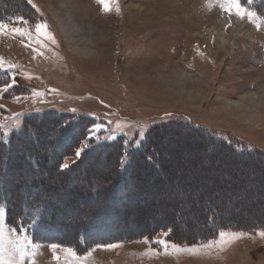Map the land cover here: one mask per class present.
Instances as JSON below:
<instances>
[{"label": "rangeland", "instance_id": "rangeland-1", "mask_svg": "<svg viewBox=\"0 0 264 264\" xmlns=\"http://www.w3.org/2000/svg\"><path fill=\"white\" fill-rule=\"evenodd\" d=\"M224 2L118 0L119 12L114 4L106 13L97 0H33L39 12L28 0H0V19L12 17V26H23L15 24L16 16L33 26L45 22L57 42L38 55L32 50L37 45L24 46L26 39L0 35V57L17 65L1 78L5 83L14 76L17 84L0 94V124L9 135L15 123L29 122L14 149L0 147L5 241L13 238L12 228L30 236L39 245L34 264H57L48 247L53 243L62 246L59 264H77L65 261L63 248L81 257L91 252L83 264H264V238L257 235L264 224L217 231L210 226L214 206L224 210L223 222L264 215V20L233 16L254 40L236 38L227 24L231 44L225 51L207 32L222 29L218 19L228 16L219 7ZM245 6L264 16V0ZM54 11L76 24L70 43ZM253 93L261 102L238 103ZM53 112L63 118L55 119ZM68 118L80 122L67 125ZM94 123L106 126L102 137L114 132L116 139H101L103 146L77 158ZM140 125L150 127L139 148H128L130 166L118 182L114 174L125 150L120 144L125 134L138 139ZM215 139L242 144L259 158H239ZM116 141L119 148L107 144ZM64 163L69 168L62 170ZM36 206L45 224L38 235L26 227L32 217H23ZM169 229L168 239L181 246L207 243L221 230L249 235L223 251L164 254L153 244L160 254L144 255L150 246L143 237L159 239ZM112 243L122 246L96 247Z\"/></svg>", "mask_w": 264, "mask_h": 264}, {"label": "snow or ice", "instance_id": "snow-or-ice-1", "mask_svg": "<svg viewBox=\"0 0 264 264\" xmlns=\"http://www.w3.org/2000/svg\"><path fill=\"white\" fill-rule=\"evenodd\" d=\"M259 0H225L224 3H220L219 7L222 11L226 12L229 16V22L228 26H231V17L236 16L239 17L241 20H243L245 17L248 18L250 22L255 23L256 21L264 20V16L258 15L257 11L251 10L246 5H252L254 3H258ZM28 3L32 5L33 8L36 9L37 12H39V8L33 4V0H28ZM97 3H99L103 10L107 12L112 11V6L114 4L117 5L116 11L119 12V6H118V0H97ZM13 21L12 17L8 18V21L0 19V35L4 36H19L22 38V40L26 39L27 43L24 45L25 47H32L33 44L37 45L38 47H33V52L37 53L38 55H43V52L40 51L41 48L47 47L48 44L55 45L56 39L53 36V34L48 30V25L45 22H36L33 25H30L29 20L24 19L23 16H16L14 18V22L17 25H23V26H12L10 23ZM257 28L260 27L259 24L256 25ZM17 65L8 63L6 64L4 59L0 57V71L8 73L12 69L16 68ZM17 84V80L13 76L10 80V82H5L3 87H0V94L8 93L11 89H13ZM33 95L36 96H42L44 93L33 91ZM14 100L17 102L20 101V96H14ZM4 105H0V109H3ZM75 112V110H73ZM20 114H14L13 117L6 119H16ZM170 116V114H169ZM111 123V122H109ZM13 127L17 130V132L20 135H23V130L21 129V126L19 123H15ZM149 125H140L139 127V138L136 139L134 142L131 140V137L128 134H125L124 139V154L121 157L120 164L121 168H123V165L128 160V148L130 146H133L136 148H139L141 145V142L145 139L146 132L149 130ZM117 128L120 129L121 132H123V127L121 125H117ZM0 129H4V136H8V130L5 125L0 124ZM106 131V126L103 123H94L88 130H87V137L86 140L82 142V145L79 149H77L75 155L77 158H80L82 152L89 147L88 141H96L97 143L101 139L105 140H115L116 135L114 132H109L105 136H101V133ZM69 164L64 163L61 165V169H68ZM24 211V210H22ZM4 214V208L0 207V216H3ZM25 215H29L26 211H24ZM32 217V222L28 224L25 222L27 228H35L38 226V223L40 219L42 218L41 210L39 206H36L33 208V211L30 213ZM19 231H24V228L22 227ZM3 229H0V264H26V259L28 261V264H34V257L36 255V249L39 248L38 244H35L33 242V239L28 235H19L17 228H12V237L5 241L2 236ZM171 229L162 232L161 238L159 239H152L150 240L147 236L143 237V243L149 245V249L147 252L144 253V255H158L160 254L158 251L153 250L151 248V245H159L160 249L163 250L164 254H169L170 252L173 253H179V252H187L190 254H196L199 253L200 250L203 249H212L217 248L221 251L224 250V248L231 243L235 242L236 240L249 235L245 232H239V231H224L221 230L218 233V237L215 239H210L207 241V243L199 242L197 244H194L192 246H181L179 244H176L172 242L168 237L170 236ZM258 236L261 238H264V231H260L257 233ZM122 245L119 243H112L107 245H97L98 248H103L105 250H113L118 247H121ZM48 247L51 249L53 253V259L59 264V261L61 259L58 249H60L62 246L58 244H50ZM27 249H33V251L30 253L27 251ZM64 252V258L67 262L68 260L75 261L77 264H83V261L88 258V256H91V252H88L85 256L81 257L74 249L72 248H63ZM7 253V256L5 255ZM14 257V258H13Z\"/></svg>", "mask_w": 264, "mask_h": 264}, {"label": "trees", "instance_id": "trees-1", "mask_svg": "<svg viewBox=\"0 0 264 264\" xmlns=\"http://www.w3.org/2000/svg\"><path fill=\"white\" fill-rule=\"evenodd\" d=\"M5 77V72H2V71H0V86H2L4 83H2V81L3 80H1V78H4ZM49 114V113H48ZM53 115L54 114H56V113H52ZM39 115V117H41V118H43L42 116H43V114H38ZM29 117V116H28ZM27 117V118H28ZM55 119H62L63 118V116L62 117H59V115L57 116V118L55 117V115L53 116ZM33 117H31V118H29L30 120L32 119ZM35 118V117H34ZM54 119V120H55ZM81 120V119H80ZM80 121H78V120H76V119H73V118H68L67 119V121H66V123H67V125H68V123H70V124H72L73 126H77L78 125V123H79ZM82 122V121H81ZM28 125H29V122H27V119H26V123H25V125H23V126H21V129L23 130V133L27 130V127H28ZM64 126H65V124H64ZM4 132V131H3ZM2 132V130L0 129V134L1 133H3ZM206 135V134H205ZM16 142H18V143H20V142H22V140L20 139V134L17 132V130L16 129H13V130H11V132L9 133V135L4 139L3 137H1V135H0V147H2V148H6V149H8V150H11V149H14V147L15 146H17L15 143ZM78 142V141H77ZM214 142H216V143H218L219 144V146H221L222 148H226V149H228V150H230L229 152H232L233 154H236V156H238L239 158H242V159H250V158H254V156L255 157H257V158H259V154H256V153H254V150H250V149H248L247 147H245V146H243L242 144H238V143H221L220 141H218V140H214ZM107 144H111V145H117V147H118V141H116V142H113V143H107ZM121 146H123L124 147V145L123 144H120ZM101 146H103V143L102 142H94V143H90L89 142V147L87 148V150H92L93 149V147L94 148H96V149H98L97 147H101ZM218 146V145H217ZM119 148V147H118ZM86 150V151H87ZM119 151H121L122 152V150H120L119 149ZM125 151V150H124ZM124 153V152H123ZM150 154V153H149ZM252 154V155H251ZM254 154V155H253ZM148 155V154H147ZM146 155V156H147ZM260 158H262V159H264V155H260ZM47 159V161H50V160H48V158H46ZM150 163V162H149ZM130 165H126V164H124L123 165V168H121V166H120V168H119V172H117L116 174H114L115 176V180H117V179H119V180H117L118 182H121L122 180L121 179H123V178H125V175H123V173L125 174L126 173V171L128 170V167H129ZM39 170V169H38ZM157 170H159L160 171V168L158 167L157 168ZM114 171V173H115V170H113ZM109 173H111V170H109L108 171V175H109ZM160 173L162 174V172L160 171ZM113 174V173H112ZM163 175V174H162ZM164 176V175H163ZM27 203H25L26 204V206H29V201L27 200L26 201ZM31 206V205H30ZM213 208V207H212ZM214 211H212L211 212V216H210V219H211V221H212V223L210 224V226H211V228H212V230L213 231H217V230H219V229H221V228H224V227H230V228H239V229H249L248 227H250V226H254V228H256V227H259V226H261L262 224H264V215H261V217L260 218H256V219H254V220H252V221H249V222H247V220H236V219H233V218H230V219H227L226 221H222L221 220V218H220V216H221V214H223L224 213V210L223 209H219V208H217V206H214ZM33 210H31V211H27V213H29V215H25L24 213H23V217H26L27 219H30L31 218V215H30V213L32 212ZM215 219V220H214ZM30 220H32V218L30 219ZM29 220V221H30ZM155 226V225H154ZM154 226H152L150 229H153V227ZM41 227H43V228H45V224L44 223H41L40 221H39V223H38V226L37 227H35V234H40V232H39V229H41ZM160 227V226H159ZM39 228V229H38ZM161 228V227H160ZM170 228V227H169Z\"/></svg>", "mask_w": 264, "mask_h": 264}, {"label": "bare ground", "instance_id": "bare-ground-1", "mask_svg": "<svg viewBox=\"0 0 264 264\" xmlns=\"http://www.w3.org/2000/svg\"><path fill=\"white\" fill-rule=\"evenodd\" d=\"M55 13V17L57 18V24L59 25V27L61 28V31L62 33L65 35L67 41L70 43V41H73V33L71 31L72 27L74 25H71V22H66L64 19H62V17L58 14V12L54 11ZM72 18V16H70V19ZM219 23L221 24L222 26V29L221 30H218V29H215V28H209L208 29V38L209 39H215L216 43H218V45L224 49L225 51H228V46L231 44V41L230 39L227 37L226 35V31L224 29V27L228 24L229 22V17L226 16V15H221L219 17ZM231 29H232V32L234 33V36L236 38L238 37H244L246 39H249L251 41L254 40V36L253 34H251L250 32H246V31H243L242 29V26L238 23V20H236L233 16L231 17ZM73 43V42H72ZM84 48V47H83ZM82 49V48H81ZM84 50V49H83ZM256 64H259V63H256ZM262 92H264V87H263V90ZM261 93V92H260ZM263 96V94H262ZM261 98L260 100H258V94L257 93H253V94H244L242 96V99L239 100L238 103L240 102H243L242 104H244L246 101H252L253 102V106L256 104V103H259L261 102ZM236 103V104H238ZM263 103V102H262ZM261 103V104H262ZM241 104H239L240 106ZM259 104H257L258 106ZM252 106V107H253ZM249 107V106H247ZM255 108V107H254ZM249 109V108H247ZM180 160V159H179ZM52 208V207H51ZM58 208V207H57ZM53 210V209H52ZM64 220V219H63ZM63 224V223H62Z\"/></svg>", "mask_w": 264, "mask_h": 264}]
</instances>
